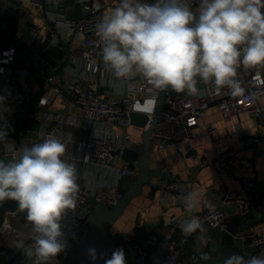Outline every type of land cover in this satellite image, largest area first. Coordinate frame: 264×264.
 Segmentation results:
<instances>
[{"label":"built area","instance_id":"built-area-1","mask_svg":"<svg viewBox=\"0 0 264 264\" xmlns=\"http://www.w3.org/2000/svg\"><path fill=\"white\" fill-rule=\"evenodd\" d=\"M7 1V0H3ZM64 0H29L31 6L44 12L49 8H57ZM83 4L87 14L63 18L51 13L49 44L59 42L69 43V61L60 72L45 74L47 62L39 61L36 70L23 68L18 63V50L21 45L27 48L42 39V27L39 24L27 22L22 34L16 37L14 44L0 51V123H9L22 108L26 92L19 86V79L24 76V84L28 92H35L34 79H42L44 91L38 103L35 127L23 131L20 141L8 138L0 145V156L5 163L12 159L9 148L19 151L25 146L40 143L49 134L55 135L67 143L65 158L75 163L77 167V183L79 193L75 210L70 211L62 222V230L67 237L66 251L56 257L49 258L47 264H62L71 258L75 250V241L87 232L86 221L92 214L89 198L97 204L111 208L118 204L124 194L121 189L125 178L134 180L138 174V160L132 161L133 168L122 163L116 152L130 148L133 144L129 128L132 126L130 113L145 112L148 124L153 120L157 94L147 84L145 78L138 74L130 78L112 77L102 59V45L96 35V25L107 13L104 5L97 0H78ZM196 6V0H192ZM237 79L244 89L242 95L233 96L227 87L219 91L209 83L205 84L197 95H181L171 97L166 91L163 106L156 115L151 137L156 141L155 148L162 151L167 147L189 150L187 158L198 159L201 165L207 164V159H200L191 151L194 131L204 121L212 101L217 102V108L225 121L246 114L254 119L261 116L260 100H264V64L245 66L242 63L237 69ZM106 87L110 96L99 92L97 87ZM159 91V90H157ZM56 100L63 102V108L54 105ZM149 103V106L143 105ZM209 133L215 128L207 125ZM75 129V130H74ZM77 130H82L79 132ZM263 137L251 132H241L234 144L222 149L216 156L221 162V172L228 174L242 155L250 153L254 159L260 158V148ZM243 187L247 193H253L258 186L252 180L244 181ZM190 189L184 178L171 180L159 195L163 204H175L185 207L182 197ZM250 199L240 192L229 188L222 200L209 208L196 212L204 220V228L216 229L222 227V221L227 216V210L244 214L249 210ZM17 210H6L4 220L0 225V239H5L8 247H0V264H36L37 258L26 256L17 249V242L25 245L31 243L34 233L28 221H24L31 229L23 230L17 227ZM26 213V210H24ZM187 211L180 214L176 227L178 238L174 239L167 252L161 250H138L135 264H204L202 256L211 258L217 249L214 236L206 235V244L198 242V249L187 252L186 247L191 236H184L180 230V222L187 216ZM234 240L242 246L248 244L264 251V230L239 232ZM151 242H156V236H151ZM119 247H123L119 242ZM185 252L187 254L185 255ZM43 264V262H41Z\"/></svg>","mask_w":264,"mask_h":264},{"label":"clouds","instance_id":"clouds-1","mask_svg":"<svg viewBox=\"0 0 264 264\" xmlns=\"http://www.w3.org/2000/svg\"><path fill=\"white\" fill-rule=\"evenodd\" d=\"M96 35L102 45V59L116 78L141 74L152 90L200 94L197 78L227 87L233 96L244 89L237 69L264 64V0H119L101 17ZM0 104L3 98L0 97ZM7 126L0 127V144L7 142ZM67 143L49 134L40 143L19 151L9 148L12 159H0V203L16 201L26 210L34 233L31 243L17 242L36 264L66 251L67 237L62 222L75 210L79 193L77 167L65 158ZM187 216L180 222L184 236L196 235L206 244L204 220L194 213L201 209V196L189 191L182 197ZM211 215L212 206L208 205ZM85 254L96 264H126L123 249L110 258L95 247ZM205 264L212 258L201 257ZM223 264H264V252L257 255L232 253Z\"/></svg>","mask_w":264,"mask_h":264},{"label":"crops","instance_id":"crops-1","mask_svg":"<svg viewBox=\"0 0 264 264\" xmlns=\"http://www.w3.org/2000/svg\"><path fill=\"white\" fill-rule=\"evenodd\" d=\"M104 5V10L108 14L115 7L118 6L119 0H97ZM59 14L63 18L70 19L87 14L83 4L78 0H64L59 7L53 9L49 8L44 12L31 6L29 0H0V27L4 30L7 28L5 34L9 44H14L16 37L23 32L24 25L27 22L39 24L42 27V43L47 34H50V27L53 23L49 20V15ZM15 21L16 32L13 34L11 27L7 25V20ZM9 47V46H8ZM65 57L58 62L61 64ZM18 63L23 68L36 70L34 67L24 66L21 59L18 57ZM46 69L51 66L47 63ZM111 71V70H110ZM112 77H115L111 71ZM142 76L138 73V78ZM116 78V77H115ZM39 79H34L35 88L39 87ZM197 88L201 89L205 83L197 78ZM26 79L21 76L19 79V86L26 92L25 84ZM99 92H104L106 96H110V91L106 87L98 86ZM160 91L154 90V93L159 94ZM261 116L254 119L246 114H241L234 117L231 121H225L217 108V102L214 100L210 104V109L206 113L204 121L194 131V138L192 141V149L199 156L200 159H207L205 165H201L198 159L187 158L189 150L185 147L174 149L167 147L162 151L155 148L156 141L152 138L150 142V164L152 166L164 167V172L169 175V179L156 178L155 181L160 184L159 187L144 186L140 195L136 196L129 206L125 209L123 215L117 219L112 227L113 232L130 233L131 229L136 224L146 225L148 228H155L158 232L156 242L147 241L146 249L148 250H161L167 252L171 247L174 239L178 238L179 230L176 227L177 220L180 214L187 211L185 207H178L175 204H163L159 200V195L164 191L165 186L173 179L184 178V182L190 191H196L201 196V209L202 212L208 208V205L215 206L223 198L225 191L232 188L242 195L249 197L250 201L253 197L261 201L259 210L264 212V100H260ZM54 105L58 108H63V102L56 100ZM215 128V132L209 133L207 125ZM75 130V129H74ZM83 132L82 130H77ZM132 134L133 144L131 149L142 151V140L144 136V129L133 125L129 128ZM251 132L255 135L263 137L260 148L262 155L260 158L254 159L250 153L241 156L236 166L228 174L221 172V162L217 160V154L224 148L234 144L237 136L241 132ZM120 161L125 163L120 157ZM125 178L122 181L121 189H127V181ZM252 180L258 189L253 193H247L243 187L244 181ZM234 208L227 210V215L234 213ZM16 225L20 229L30 230L31 227L24 222V220L17 219ZM115 228V229H114ZM252 230H264V221L255 225ZM216 229H207L206 233L215 237ZM155 236V235H152ZM120 243H130V239L122 237ZM198 240L189 242L186 251L198 249ZM122 245V244H121ZM131 245V244H130ZM1 247H8L5 239H0ZM139 249L129 246L126 255V264H135V254ZM185 252V255L187 254ZM264 252L259 250L252 255ZM131 256V257H130ZM250 256V255H248Z\"/></svg>","mask_w":264,"mask_h":264},{"label":"water","instance_id":"water-1","mask_svg":"<svg viewBox=\"0 0 264 264\" xmlns=\"http://www.w3.org/2000/svg\"><path fill=\"white\" fill-rule=\"evenodd\" d=\"M149 3H154L155 0H147ZM6 31L7 28H4ZM50 34H47L46 39L42 42H36L31 47L21 45L18 50V57L21 59V64L28 67H38L39 60L47 62L51 68L45 69V74L52 72H60L62 67L69 61V43L59 42L56 45L49 44ZM65 57V60L60 64L58 60ZM144 78L143 76H140ZM39 87L35 92H28L24 94V103L22 108L16 113L15 117L7 124L0 123V127L7 126V138L13 139L15 142L20 141V135L23 131L31 128L36 123L34 117L38 110V103L44 91L43 80L39 79ZM166 91L169 92L171 97L181 95H191L187 91L176 92L171 89L160 91L156 98V105L154 109L153 120L148 124V115L145 112L133 111L130 113V120L133 125L139 126L144 129V136L142 140V151L131 148H123L120 152H116L126 164L127 167L132 169V161L138 160V174L134 180L127 181V189L125 190L122 198L117 205L108 208L102 204H97L93 198H89L90 207L93 209L92 214L86 221L87 232L85 235L75 241V250L69 260L62 264H92L85 250L88 247H95L98 252L106 254L107 258L111 257L112 252L119 247L118 235H123L130 239V244L140 250L146 249L147 241H151V236L158 235L155 228H148L143 224H136L132 227L130 233L113 232L112 227L119 219L125 209L129 206L131 201L141 194L144 186L159 187L160 184L155 181L156 178L169 179V175L164 172L165 165L156 167L150 164V142L151 132L156 122V115L159 113L163 106V99ZM1 145V144H0ZM0 159L1 156H0ZM261 201L252 198L249 210L240 214L234 212L226 216L222 221V227L216 228V242L217 249L212 253L211 260L207 264H223L224 259L232 253L240 255H252L254 252L259 251L258 247H252L248 244L241 245L234 240V235L239 232L247 231L248 234L252 233V228L260 222L264 221V212L259 210ZM18 203L12 200H6L0 203V225L4 220V213L6 210H15ZM17 216L24 221L26 220V213L21 209L17 210ZM1 247V246H0ZM96 264H103L102 259H98ZM205 264V262H204Z\"/></svg>","mask_w":264,"mask_h":264},{"label":"trees","instance_id":"trees-1","mask_svg":"<svg viewBox=\"0 0 264 264\" xmlns=\"http://www.w3.org/2000/svg\"><path fill=\"white\" fill-rule=\"evenodd\" d=\"M8 21V23H7V25L9 26V27H11V29L13 28V26H14V28L12 29V32H13V34L16 32V28H15V21L14 20H7ZM8 46H9V42H8V40H7V35L5 34V32H4V30L0 27V51L2 50V49H6V48H8ZM196 235L197 234H193L192 236H191V238H190V243L191 242H194L195 240H196ZM123 237V235H118V239L120 240L121 238ZM120 242V241H119ZM122 244V246L125 248V250H126V252L125 253H127L128 252V249H129V246H131L130 245V243L128 242V243H125V244H123V242L121 243ZM188 246H189V244H188ZM136 255V254H135ZM125 258H126V255H125Z\"/></svg>","mask_w":264,"mask_h":264},{"label":"bare ground","instance_id":"bare-ground-1","mask_svg":"<svg viewBox=\"0 0 264 264\" xmlns=\"http://www.w3.org/2000/svg\"><path fill=\"white\" fill-rule=\"evenodd\" d=\"M144 107H147V106H149V103H147V104H145V105H143Z\"/></svg>","mask_w":264,"mask_h":264},{"label":"rangeland","instance_id":"rangeland-1","mask_svg":"<svg viewBox=\"0 0 264 264\" xmlns=\"http://www.w3.org/2000/svg\"><path fill=\"white\" fill-rule=\"evenodd\" d=\"M11 44H9V46H10ZM33 127H35V124L33 125ZM115 229V228H114ZM131 257V256H130Z\"/></svg>","mask_w":264,"mask_h":264}]
</instances>
